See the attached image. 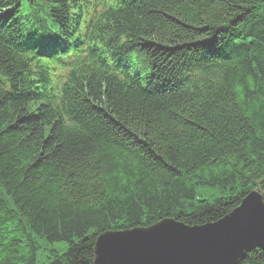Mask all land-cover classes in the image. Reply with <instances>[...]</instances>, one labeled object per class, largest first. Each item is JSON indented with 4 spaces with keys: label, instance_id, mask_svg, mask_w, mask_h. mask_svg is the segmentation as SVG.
I'll use <instances>...</instances> for the list:
<instances>
[{
    "label": "trees",
    "instance_id": "16d2710c",
    "mask_svg": "<svg viewBox=\"0 0 264 264\" xmlns=\"http://www.w3.org/2000/svg\"><path fill=\"white\" fill-rule=\"evenodd\" d=\"M93 1L46 3L44 34L90 49L52 95L14 49L32 26L20 0H0V264H93L107 231L204 225L264 197V0H100L115 27L58 24ZM103 49L145 53L147 86Z\"/></svg>",
    "mask_w": 264,
    "mask_h": 264
},
{
    "label": "water",
    "instance_id": "95a60500",
    "mask_svg": "<svg viewBox=\"0 0 264 264\" xmlns=\"http://www.w3.org/2000/svg\"><path fill=\"white\" fill-rule=\"evenodd\" d=\"M264 250V197L248 194L222 219L190 226L166 218L146 228L101 234L93 264H239Z\"/></svg>",
    "mask_w": 264,
    "mask_h": 264
},
{
    "label": "rangeland",
    "instance_id": "374dc122",
    "mask_svg": "<svg viewBox=\"0 0 264 264\" xmlns=\"http://www.w3.org/2000/svg\"><path fill=\"white\" fill-rule=\"evenodd\" d=\"M125 63L131 65L133 72L138 71L141 73L143 79H145L147 73L149 72V68L145 62L144 56L139 54L137 51L127 56L125 58ZM143 82H145V80H143Z\"/></svg>",
    "mask_w": 264,
    "mask_h": 264
},
{
    "label": "bare ground",
    "instance_id": "6f19581e",
    "mask_svg": "<svg viewBox=\"0 0 264 264\" xmlns=\"http://www.w3.org/2000/svg\"><path fill=\"white\" fill-rule=\"evenodd\" d=\"M113 232H121L120 230H115V231H113Z\"/></svg>",
    "mask_w": 264,
    "mask_h": 264
}]
</instances>
